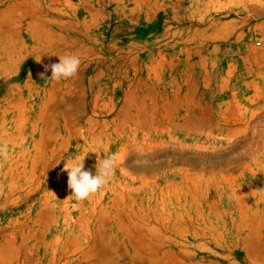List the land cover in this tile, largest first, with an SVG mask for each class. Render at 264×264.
<instances>
[{
    "label": "rangeland",
    "instance_id": "rangeland-1",
    "mask_svg": "<svg viewBox=\"0 0 264 264\" xmlns=\"http://www.w3.org/2000/svg\"><path fill=\"white\" fill-rule=\"evenodd\" d=\"M0 141V264H264V0H0Z\"/></svg>",
    "mask_w": 264,
    "mask_h": 264
},
{
    "label": "clouds",
    "instance_id": "clouds-1",
    "mask_svg": "<svg viewBox=\"0 0 264 264\" xmlns=\"http://www.w3.org/2000/svg\"><path fill=\"white\" fill-rule=\"evenodd\" d=\"M40 60V59H39ZM37 60V62H39ZM81 60L76 55H65L59 57V63L45 65V71L51 70V80L59 82L76 76ZM44 78L43 74H41ZM97 143H102L98 141ZM9 146L6 142L0 141V163L8 159ZM97 153V172L93 175L89 170H85L84 160L86 156H77L71 163L66 162L64 170L68 174V188L72 191L69 197L82 202L90 196L96 194L100 189L107 185L114 176L117 166V156L115 154H104V158L99 157ZM264 191V190H262Z\"/></svg>",
    "mask_w": 264,
    "mask_h": 264
}]
</instances>
